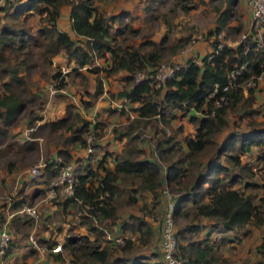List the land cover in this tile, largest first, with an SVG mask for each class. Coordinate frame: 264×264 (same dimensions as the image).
Wrapping results in <instances>:
<instances>
[{
	"label": "trees",
	"instance_id": "16d2710c",
	"mask_svg": "<svg viewBox=\"0 0 264 264\" xmlns=\"http://www.w3.org/2000/svg\"><path fill=\"white\" fill-rule=\"evenodd\" d=\"M97 1L111 0H6L7 5L1 7L11 20V23L0 25V119L5 127L15 124L18 113L27 104L21 96L23 91L17 93L13 87L18 85L24 89L19 72L29 73L35 66L30 52L26 54L31 63L22 58L26 54L21 53L25 48L31 50V44L40 46V58L45 66H51L53 57L62 52L69 61L79 60L81 66L91 63L93 55L105 58V75L124 71L126 85L119 94L138 103L132 109L135 116L122 126L120 137L124 141L117 148L119 150H104L95 168L89 167L85 173L78 174L74 196L52 199L63 209L78 205L82 211L78 225L87 230L86 234L66 236L63 247L77 264H164L148 262V257L139 252L143 245L151 243L153 236L145 214L130 213L121 219L120 211L136 205L147 192L153 195L149 214L156 216L154 200L160 201L159 189L162 192L165 185L174 196L175 224L186 216L191 220L176 226L179 250L186 259L184 264H232L221 249L230 239L211 238L212 232H229L249 224L264 225V180L257 183L249 179L254 169L245 161L247 155L264 160V122L252 117L255 89L249 88L246 93L242 89L247 80H257L256 77L264 75V30L260 38L253 30L235 45L225 44L217 51L219 40L216 39L212 42L211 53L203 57L201 64L189 60L175 77L157 88L149 79L135 82L134 77L138 71L146 72L157 66L167 34L157 42L144 39L138 45L130 43L126 33L136 34L139 30L131 24L129 11L113 13L97 7ZM174 1L183 8L194 6L192 2L183 4L188 0ZM237 1L225 0L224 6L221 3L214 7L217 17L211 35L228 29L233 19L238 23L232 29L238 33L244 29L243 21H239ZM151 2L157 4L156 0ZM64 5L70 6L71 28L76 38L58 28L57 21ZM26 12L39 14L36 29L20 20V15ZM258 39H261V46L257 44ZM184 42L180 38L166 48L175 53ZM241 65H245L244 68ZM231 70L238 72L232 77ZM9 73L12 74L9 76ZM8 76L9 80L5 81L4 77ZM231 79L232 85L227 90L220 89L210 96L215 84L221 88ZM98 92H102L100 87ZM72 107L67 104L64 116L45 122L41 127H48L61 138L66 131V141H79L83 145L85 134L92 132L94 135L97 124L91 125L90 119L73 111ZM173 109L181 111L182 116L189 114V122L194 126L191 132L178 137L177 133L182 131L180 127L170 132L158 127V124L168 125L170 119L176 117ZM235 110L240 111V119L249 118V128L230 131L218 142L216 136L228 126V112ZM142 121L149 123L156 135L153 156H145L140 146ZM5 127H0V137L7 133ZM93 145L98 146L95 141ZM58 153L66 158L65 150L60 149ZM55 162L51 165L57 170ZM254 188L261 189L262 193L257 196ZM24 203L25 197L13 200L8 207L9 213H14ZM82 203L89 208H84ZM203 219L208 222L201 223ZM23 220L21 224L13 216L10 224L22 232L24 224L32 225L29 219ZM116 224L120 227L119 235L124 237L120 244L107 237L116 233ZM202 231L200 239L186 237ZM258 248L264 250V231Z\"/></svg>",
	"mask_w": 264,
	"mask_h": 264
},
{
	"label": "rangeland",
	"instance_id": "374dc122",
	"mask_svg": "<svg viewBox=\"0 0 264 264\" xmlns=\"http://www.w3.org/2000/svg\"><path fill=\"white\" fill-rule=\"evenodd\" d=\"M127 1L128 0L97 1V7L115 12L127 6V4H125ZM156 2L157 4H154L151 0H144V5L147 10V22L144 21V24H147V28L149 27L145 32L151 33V36L150 34L149 36H143L141 31L140 34H130L127 32L126 36L129 38V42L138 45L142 39H151L154 37H156L155 41L157 42L164 34H167L164 42L165 48L159 63H186L190 59L196 58V60H202L204 56H207L212 49V42L218 39L217 35H215V33L211 35L210 31L214 29L216 24L217 16L214 12V7L217 5L221 6L222 0L216 2L212 0H188L183 2V4L186 5L192 2L194 6L190 8H188L189 6L183 8L174 0H156ZM1 5L4 6L7 4L2 1L0 2V6ZM130 6L132 7L131 13L136 15V11L142 9L143 5L135 4ZM1 9L0 7V25L4 22L11 23L8 12L7 15L5 11ZM27 13L28 12L21 14L20 20H23L27 27L36 29L40 17L39 14L35 12ZM26 14L27 17L25 18ZM238 16L240 19L239 21L242 22L240 11L238 12ZM140 19L141 18H139V20ZM237 23L238 20L233 19L229 22L228 29L223 30L224 35L221 39L228 45H235L241 39L242 35L248 32V25L246 23L244 29L239 33L232 29V26ZM180 38L185 40V44L175 53H171L166 47L177 42ZM179 43H182V41ZM30 48L32 49L28 50L25 48L21 53L26 54V52H30L31 61L35 63V66L29 73L24 74L23 70L19 72L21 75L20 77L23 79L24 89L18 85H14L13 87L17 93L23 91L21 96L27 101L25 109L18 113L17 121L12 126L5 127L3 121L0 119V127H5L7 129V133L0 137V223L3 222L4 216L8 217V214H10L8 207L13 200L25 197L26 203L38 207L42 203V200L45 199L48 182L55 176L50 178V175L46 177L47 175L44 174V176L33 178L29 173L33 166L40 163L48 165L50 162L52 163V161L57 160L58 157L64 162L72 161L80 158L84 153L85 144L82 145L79 141L69 143L64 139V137H67L68 132L64 131L63 137L61 138L58 133H53L48 127H41L42 124L64 116L66 114L67 104L73 105V111L81 113L75 103L81 104L83 111V113H81L82 116L85 119H90L91 125L97 124V127L94 129V141L98 144L97 147L102 150L115 151L124 141V138L120 137L123 132L122 126L128 123L131 118L124 111L108 107V102L97 104L99 101L103 102L105 100H110L113 101L110 102V104L115 107L118 105L115 102L119 103V101L122 100L123 96L119 93L126 85V79L123 76L124 72L123 74H121V72L113 73L108 76L105 75L103 66H101L102 63H104L103 57H98L99 62L95 65L92 66V64H90V69L81 67L80 61L77 59H71L68 63L72 64L69 66L63 64L64 68H61L60 66L56 67L53 65V63H59L57 60L58 58L55 59L54 57L51 66H45L43 64L40 58L39 45L31 44ZM22 58L30 61L27 59L29 58L27 54L23 55ZM62 61L64 62L63 59ZM11 74L12 73H9V76ZM9 76L4 77V80H9ZM100 77L104 79V82ZM262 81H260V83H262ZM99 87L103 90L102 92L105 90L104 96H102V92H98ZM254 95V103L252 102L251 106L254 110L252 117L257 121L264 122V84L261 86L258 83ZM137 105L138 103L129 101L127 107L133 109ZM239 112V110L228 112V126L216 136L218 142L230 131L240 132L241 130L249 128V118L245 117L240 119L238 117ZM188 115L184 114V120L181 121L179 120L180 118L178 119V116H176L170 119L168 125L158 124V127H164L167 132L180 127L182 131L177 133L179 137L183 133L191 132L194 128L191 122H189ZM133 116H135V114H133ZM152 121L155 122V119ZM141 128L143 137L141 144L145 147L144 155L153 156L152 147L154 146L156 137L154 129L146 121L141 122ZM29 147L34 148L30 149ZM60 149L67 152L65 159L58 153ZM255 149L256 148H254V150ZM118 150L119 149H117V151ZM245 161L251 163L254 169V174L251 175L249 179L261 183L264 180V160L260 161L253 158V155L252 158L247 155L245 156ZM45 180L48 181L46 182ZM36 189H41L42 192L38 195H33ZM253 191L257 196L262 193L259 188H254ZM152 196L149 198L147 192L144 193L136 205L123 209L120 211V215L121 218L124 219L130 213L137 215L145 214L148 221L156 223V237H153L149 245H143L139 252L148 257V262H162V256L159 253L160 251L158 250L157 244L158 242L160 243L159 229L165 201L163 196H161L162 201H157L155 197L153 198L157 206L153 210L156 216H152L149 214V209H152L150 204V202H152ZM52 203L57 206L58 210H61V215L58 216L57 214H53V219L50 223L51 229L45 226L44 222H38L35 228V235L42 244L51 246L55 239L50 236L52 233L51 231H60L62 225L67 227V233L69 235L87 233L85 228L81 229L80 225H78L79 216L76 214L80 211L78 205H72L71 208L67 206L63 209V206L57 202L52 201ZM190 221V217L187 216L179 218L176 222V226H183ZM207 222V220L203 219L201 223ZM29 227L23 233H18V235H15L14 231H12V227H10L13 234V240L10 245L11 248L5 256L0 258V264H16L18 262L20 264H34L31 259L33 258L34 261L38 259L37 253H33V251L29 249L26 250L27 238L29 232L32 230V226ZM42 230L47 231L45 234L47 236L41 234ZM245 230L247 231L246 234H244ZM263 231L264 225L256 227L249 224L242 229L229 232H212L211 238L215 237L219 240L221 236H224L226 239H230L221 249L224 257H227L232 264H264V250L258 248ZM203 233V231L199 234L190 233L187 234L186 237L196 240L202 238ZM43 237H49V240L47 241L43 239ZM65 237L58 238V240L62 241ZM25 251L27 252L25 253ZM154 255H156V257H154ZM29 257H31V259ZM36 264L39 263L37 262ZM58 264H63V259L61 257L58 259Z\"/></svg>",
	"mask_w": 264,
	"mask_h": 264
},
{
	"label": "built area",
	"instance_id": "2783aa9c",
	"mask_svg": "<svg viewBox=\"0 0 264 264\" xmlns=\"http://www.w3.org/2000/svg\"><path fill=\"white\" fill-rule=\"evenodd\" d=\"M6 0H0L2 2ZM246 4L249 6L251 21H250V30H256L257 37H261L262 31L264 30V0H245ZM1 5L0 7H2ZM250 32L244 33L241 39L246 38ZM217 35L219 40V44L217 45L216 51L219 50L223 45H228L221 38L224 35L223 30L220 31ZM240 39V40H241ZM261 39L257 40L258 46H261ZM211 53V52H210ZM211 57V55H208ZM189 61V60H188ZM187 61V62H188ZM191 62H195L201 64L203 60L190 59ZM186 63H176V62H163L159 63L157 66L153 68V70H149L146 72L138 71L135 73L134 80L135 82H140L143 80H151V82L155 85V87H162L168 79H171L176 76L177 72L187 65ZM245 65H241V68H244ZM231 70L229 73L230 76L233 77L234 74L238 72V70ZM261 76L256 77L257 80H253V78L246 81L243 84L242 89L243 92L246 93L249 88H256L258 86V80ZM233 79L229 80L224 86L220 88L219 84H215L210 96L215 95L218 90L225 91L229 86L232 85ZM223 98L222 96L220 97ZM94 135L92 132H87L85 134V149L84 154L72 161L64 162L61 158L58 157L56 160L57 174L53 179L48 182L47 192L45 195V199L52 200L56 197H69L74 196V187L76 184L77 176L80 173H85L90 167V160L95 159L94 161L99 160V157H95L98 153V147L93 145ZM101 155V154H100ZM46 164L40 163L38 165L33 166L29 173L33 178L40 177L42 175V169ZM162 193L166 197L165 207L162 214L161 224H160V250H161V259L164 264H184L186 259L180 253L179 243L176 237V224L174 220V208H175V200L173 194L168 190L167 187L162 188ZM81 203L80 200H77ZM84 208H89L87 204H83ZM82 213V211H78L76 213L78 216ZM10 216L17 217H26L32 223V230L29 232L27 243L28 246L39 253H48L51 252L53 254H59L63 259V264H77L74 263L71 259L68 251L63 247L61 242H57L52 244L51 246L42 244L37 236L35 235V228L38 222L41 220V212L36 205L24 203L19 209H17L14 213L10 214ZM10 218L4 217L3 222L0 223V255H4L8 250L10 244L13 240V234L10 229ZM110 240L115 243L123 242V235H113L107 236Z\"/></svg>",
	"mask_w": 264,
	"mask_h": 264
},
{
	"label": "crops",
	"instance_id": "0c3cea01",
	"mask_svg": "<svg viewBox=\"0 0 264 264\" xmlns=\"http://www.w3.org/2000/svg\"><path fill=\"white\" fill-rule=\"evenodd\" d=\"M213 2H216V1H218V0H212ZM139 2V3H138ZM145 3H146V1H145ZM223 6H224V3H225V0H223ZM125 4H127V6H125V7H123V8H121V9H119V11L120 10H127V11H129V13H130V17H131V24L133 25V27L134 28H136V29H138L139 31L136 33V34H140V31H141V34L143 35V36H149V34H150V36H151V33H147V32H145L146 30H148L149 29V27L147 28V24H144V21L145 22H147V10H146V8H145V5H144V0H128ZM135 4H140V5H143L142 6V9H140V10H138V11H136V15H133V13H131V11H132V7L130 6V5H135ZM237 8H238V10L240 11V14H241V16H242V20H243V23H244V26H245V23L248 25V31L250 32V34L252 33L251 32V30L249 29L250 28V21H251V15H250V9H249V6L246 4V2H245V0H238L237 1ZM69 11H70V6H67V5H64L62 8H61V10H60V15H59V18H58V21H57V25H58V28L60 29V30H63V31H65V32H67L71 37H73V38H76V36L74 35V32L72 31V28H71V19H70V13H69ZM113 13H117L118 11H112ZM215 12V11H214ZM215 14H216V12H215ZM216 16H217V14H216ZM139 18H141L140 20H139ZM139 21V23H138V21ZM156 37H154V38H147V39H150V40H153V41H155L156 39H155ZM143 40V39H142ZM57 57H54L55 59H57L58 61H59V63L58 64H61V65H58V64H54L53 63V65L54 66H60L61 68H64L63 67V64H65L66 66H69L70 64H72V63H68L69 62V60H68V58H67V56H66V54L65 53H60V54H58V55H56ZM63 56H64V58H63ZM59 57H61L63 60H64V62L62 61V59L61 58H59ZM98 57L99 56H96V55H93V59H92V62L91 63H89V64H86V65H83V66H81V67H83V68H91L90 67V64H92V66L93 65H95L96 63H98L99 61H98ZM54 59V60H55ZM53 60V59H52ZM106 63H107V61L105 60V58H104V63H102V65L101 66H105L106 65ZM122 72V73H121ZM123 72L124 71H119V72H116V73H121V74H123ZM100 73V72H99ZM123 76H125V73H124V75ZM101 78V77H100ZM101 80L104 82V79L103 78H101ZM263 80V76H261V78L259 79V81H258V83L262 86L263 84H264V80ZM260 81H262V83H260ZM101 85H102V83H101ZM103 91V90H102ZM103 94H102V96H104L105 95V90H104V92H102ZM102 96H100V97H102ZM108 102V107H110V108H117V109H115V110H119V111H124L125 113H127V115L129 116V117H132L133 116V114H135V112H133L132 111V109L131 108H128L127 106H128V103H129V100L127 99V98H125V97H123L122 98V100L121 101H119V103H117V102H115L116 104H118V105H116L115 107L113 106V105H111L110 104V102H113V101H107V100H105V101H103V102H98L97 104H104V103H107ZM76 104V107L79 109V111L81 112V113H83V111H82V106H81V104H78V103H75ZM96 108V107H95ZM128 108V109H127ZM172 112L174 113V114H176V116H178V119L181 121V120H184V117L181 115L182 114V112L181 111H179V110H176V109H173L172 110ZM80 113V114H81ZM82 115V114H81ZM140 146L144 149L145 147L143 146V144H140ZM116 149V148H115ZM113 150V149H112ZM98 151L100 152V153H98L95 157H101V155L103 154V152H104V150H102V149H99L98 148ZM84 154V153H83ZM101 154V155H100ZM95 160V159H94ZM93 159H91L90 160V167H92V168H95V166H96V164H97V161H94ZM51 163V162H50ZM48 164V165H45L44 167H43V169H42V175L44 176V174L45 175H47L46 177H48L49 176V174H50V172H55L56 171V173H52V174H50V178L51 177H53V176H55L56 174H57V170H56V168H53L52 167V165L51 164ZM110 166H113V163H111L110 162ZM41 175V176H42ZM49 180V179H48ZM47 180V181H48ZM46 181V180H45ZM46 181V182H47ZM163 187H165V185L163 186ZM42 192V190L41 189H36L35 190V194H33V195H38V194H40ZM147 195L149 196V198L152 196V194H150V193H147ZM161 196H163V199H164V201H166V197H165V195L163 194V193H161L160 192V189H159V198H160V201H162V197ZM163 201V202H164ZM9 204V203H8ZM38 208H39V210H40V212H41V220L39 221V222H44V224H45V226H47V227H49L50 229H51V221H52V219H53V214H57L58 216H60L61 215V210H58V208H57V206L56 205H54L53 203H52V200L50 201V200H45V199H43L42 200V203L38 206ZM10 214H12V213H10ZM10 214H8V218H10V220H9V222H11V220H12V218H13V216H10ZM5 217V216H4ZM16 218H18V220H19V223H21V224H23V219L25 218L26 219V217H17V216H15ZM20 218V219H19ZM121 219H123V218H121ZM150 222V224H151V227H152V229H153V236H152V240H153V237H156V228H157V226H156V223L155 222H153V221H149ZM11 225V224H10ZM12 226V225H11ZM28 226V225H27ZM27 226H25V224H24V226H23V228L26 230L28 227ZM32 226V225H31ZM30 228V227H29ZM80 228L81 229H83L84 227H82V226H80ZM115 229H116V233L115 234H111L110 236H113V235H119L120 234V227H119V224H116V226L114 227ZM12 231H14V233H15V235H18V233H23L25 230H23L22 232L20 231V232H18L19 230H17L16 228H15V226L13 225L12 226ZM41 229H42V227H41ZM52 233H51V235L50 236H52L53 238H57L56 240L54 239L53 240V244H55V243H57V242H63L64 241V239L62 240V241H60V240H58V238H63V237H65V236H68L69 234L67 233V227L66 226H63L62 225V227H61V229H60V231H58V232H54V231H51ZM47 233V231H44V230H42V232H41V234L43 235V236H47V235H45ZM43 239H46L47 241L49 240V237H47V238H44L43 237ZM152 240H151V242H152ZM158 250L160 251L159 253L161 254V250H160V243L158 242ZM31 250V251H33V253H37L38 254V259L37 260H35L34 261V259L32 258L31 259V257H29L30 259H31V261L34 263V264H36L37 262L39 263V264H58V259H59V255L58 254H52V253H50V252H48V253H39V252H37L36 250H34V249H32V248H30L29 246H28V243H27V247H26V250ZM27 251H25V253H26ZM155 252V251H154ZM3 256H5V255H0V258L1 257H3ZM158 256V255H157ZM54 257V258H53ZM16 264H20L19 262L18 263H16Z\"/></svg>",
	"mask_w": 264,
	"mask_h": 264
},
{
	"label": "clouds",
	"instance_id": "9594fccd",
	"mask_svg": "<svg viewBox=\"0 0 264 264\" xmlns=\"http://www.w3.org/2000/svg\"><path fill=\"white\" fill-rule=\"evenodd\" d=\"M261 76H263V75H261ZM259 81V80H258ZM255 89V88H254Z\"/></svg>",
	"mask_w": 264,
	"mask_h": 264
}]
</instances>
